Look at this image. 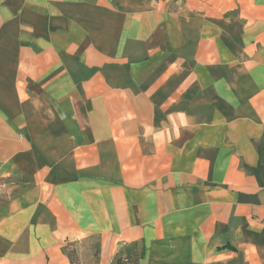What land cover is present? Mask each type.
<instances>
[{"label": "crops", "instance_id": "1", "mask_svg": "<svg viewBox=\"0 0 264 264\" xmlns=\"http://www.w3.org/2000/svg\"><path fill=\"white\" fill-rule=\"evenodd\" d=\"M264 264V0H0V264Z\"/></svg>", "mask_w": 264, "mask_h": 264}, {"label": "trees", "instance_id": "2", "mask_svg": "<svg viewBox=\"0 0 264 264\" xmlns=\"http://www.w3.org/2000/svg\"><path fill=\"white\" fill-rule=\"evenodd\" d=\"M143 250L139 242H132L118 252L111 264H139Z\"/></svg>", "mask_w": 264, "mask_h": 264}]
</instances>
